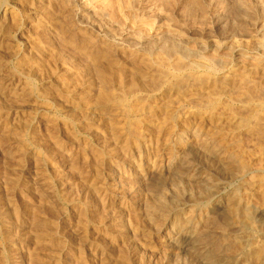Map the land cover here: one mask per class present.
Returning <instances> with one entry per match:
<instances>
[{
    "label": "rangeland",
    "instance_id": "1",
    "mask_svg": "<svg viewBox=\"0 0 264 264\" xmlns=\"http://www.w3.org/2000/svg\"><path fill=\"white\" fill-rule=\"evenodd\" d=\"M245 1L240 3V0H197V2L196 0H128L130 5L128 2L123 4L125 8L120 7L116 19L111 17L110 11L105 10L106 14L103 12L104 0L103 2L102 0H67L68 3L66 0H48L49 3L47 0H0V33H2L0 34V74L2 73L0 94L3 92L0 96V264L246 263L245 256L242 258V255H246L248 250L241 248L231 252L232 249H229L228 252L223 253L221 250L224 242L217 238V242L216 239L209 238L213 241L210 244L213 246L210 252L214 255L212 256L214 258L210 259L211 253L199 246L195 234L194 237L192 235L194 224H199L200 221L209 233L214 231L226 235L219 222L225 219L232 197L238 193L240 197L247 196L241 198V204L249 206L251 215L248 216L255 217L252 225L254 229L250 230L251 236H249L253 238L258 235L259 241H255L256 237L253 238L256 245L261 242L257 246H261L264 240L262 239L264 238V203L262 205L260 202H264V63L261 62L264 55L262 50H259L260 39L264 36V32L261 31H264V0H247L248 4ZM258 6L260 8L257 10ZM249 8L254 15L246 11ZM253 9H256L257 13ZM107 12L111 18L107 16ZM82 14H87V17L83 18ZM250 17H252L251 21ZM144 21L146 22L145 27L143 26L144 31L138 33L139 26ZM148 24L153 25L149 26L151 31L146 27ZM146 32L148 35L144 34ZM69 37L74 38L69 39ZM139 37H143L142 40ZM176 49H179L180 54L173 52ZM160 54L164 56L161 57ZM153 61L158 62L153 63ZM166 62L169 63L168 66ZM141 65L150 67L147 69L146 66ZM166 67L170 68L173 75L176 73L175 76L172 73L170 76L169 73L166 74L167 71L163 70ZM258 68L263 69L260 71ZM146 70L150 71L147 73ZM124 71H127L129 77ZM160 72H163L162 76H159ZM26 74L28 76H25ZM182 77L181 81L179 78ZM9 78L13 80L9 81ZM217 78L220 83L217 82ZM61 80L64 82L62 83ZM159 80L164 81H160V84ZM25 82L29 87H26ZM182 83L188 86H183ZM174 84L181 86L185 91L182 92V89ZM154 85L156 88H153ZM24 86L26 98L29 96L38 98L43 95L44 98L38 100L37 104L26 102L25 97H19L21 87ZM139 87L144 90H140ZM230 89L234 90L236 96L233 95L234 93L231 94L233 91ZM184 92H187L186 95ZM185 99L190 100L184 101ZM115 103L119 106L117 107ZM228 110L230 114L232 110L234 112L239 110L232 114L248 118L250 120L248 126L237 129L228 126L225 122L230 116L227 114ZM21 129L24 131L22 132ZM243 129L249 135L252 133L253 135L248 136ZM13 132L15 133L12 134ZM215 132L218 135H215ZM256 132L258 135H255ZM16 133L21 136L23 134L24 137L18 138ZM12 136L15 137L12 139ZM252 136L255 140L258 138V141H253ZM177 137L179 139H176ZM261 137L263 139H260ZM24 147L27 148L26 150L29 149L25 152L26 158H22ZM207 151L211 159L206 155ZM98 155L102 156V160ZM228 155H232L231 158L235 160L229 159L232 164L241 166L246 163L247 165L241 166L245 172L241 170L236 177L233 171L226 167ZM218 156L223 157L218 158ZM36 174L43 181L38 179ZM206 192L208 194L204 196ZM205 197L207 200L204 201ZM257 197L262 199L256 200ZM246 201L249 204L252 201L251 205ZM195 214L197 215L194 216ZM115 222H119L118 226L121 224V229L114 226ZM243 231L238 230L232 237L228 236L229 244L232 243L230 246L233 242L242 243L239 239L246 236ZM82 234L85 239L82 238ZM234 237H236L235 241ZM246 239L247 237L242 238L243 241ZM230 253L234 255L230 256Z\"/></svg>",
    "mask_w": 264,
    "mask_h": 264
},
{
    "label": "bare ground",
    "instance_id": "2",
    "mask_svg": "<svg viewBox=\"0 0 264 264\" xmlns=\"http://www.w3.org/2000/svg\"><path fill=\"white\" fill-rule=\"evenodd\" d=\"M38 1H39V0H38ZM63 1H64V0H63ZM86 1H87V0H86ZM122 1H123L124 3H123ZM243 1H244V0H243ZM243 1L240 0V3H241V2L243 3ZM246 1H247V0H246ZM246 1H245V2H246ZM262 1H263V0H262ZM47 2H48V0H47ZM66 2H67V0H66ZM68 2H69V1H68ZM68 2H67V3H68ZM70 2H72V1H70ZM100 2H101V1H100ZM102 2H103V0H102ZM127 2H128V0H104V3H103V9H104V10H103V12H105V10L110 11V13H111V17L117 19L118 16H119V11H118V10H120V7L122 8V7L125 5V3H127ZM131 2H132V1H131ZM150 2H151V1H150ZM152 2H153V1H152ZM196 2H197V0H196ZM263 2H264V1H263ZM41 3H42V2H41ZM41 3H40V4H41ZM44 3H46V2H44ZM48 3H49V2H48ZM67 3L64 2L65 5H66ZM72 3H73V2H72ZM35 4H36V3H35ZM64 4H63V5H64ZM89 4H90V3H89ZM123 4H124V5H123ZM128 4L130 5L129 2H128ZM133 4H134V3H133ZM151 4H152V3H151ZM151 4H150V5H151ZM191 4H192V3H191ZM246 4H248V3L246 2ZM246 4H245V5H246ZM250 4H251V3H250ZM256 4H257V3H256ZM256 4H255V5H256ZM258 4H260V3H258ZM37 5H38V4H37ZM71 5H73V4H71ZM136 5H137V4H136ZM153 5H154V3H153ZM153 5H151V6L153 7ZM243 5H244V4H243ZM66 6H67V5H66ZM68 6H69V5H68ZM84 6H85V5H84ZM91 6H92V5H91ZM127 6H128V5H126V7H127ZM133 6H134V5H133ZM133 6H132V7H133ZM186 6H187V5H186ZM250 6H251V5H250ZM43 7H44V6H43ZM45 7H47V6H45ZM49 7H50V5H49ZM76 7H77V6H76ZM80 7H81V6H80ZM85 7H86V6H85ZM98 7H99V5H98ZM152 7H151V8H152ZM245 7H246V6H245ZM245 7H244V8H245ZM39 8L41 9V7H39ZM95 8H96V6H95ZM100 8H101V7H100ZM124 8H125V6H124ZM148 8H149V7H148ZM155 8H156V7H155ZM187 8H188V7H187ZM250 8H251V7H250ZM250 8H249V9H250ZM252 8H253V6H252ZM252 8H251V9H252ZM254 8H255V7H254ZM259 8H260V7L258 6L257 10H258ZM262 8H263V7H262ZM47 9H48V8H47ZM47 9H45V10H47ZM50 9H51V8H50ZM50 9H49V10H50ZM83 9H84V8H83ZM88 9H89V7H88ZM97 9H98V8H97ZM97 9H96V10H97ZM249 9L246 10V11H249L250 14H251V9H250V10H249ZM41 10H42V9H41ZM52 10H53V9H52ZM55 10H56V9H55ZM55 10H54V13H55ZM63 10H64V9H63ZM123 10H124V9H123ZM126 10H127V9H126ZM130 10H131V9H130ZM185 10H186V9H185ZM253 10H254V9H253ZM255 10H256V9H255ZM255 10H254V11H255ZM261 10H262V9H261ZM50 11H51V10H50ZM72 11H74V10H72ZM190 11H191V10H190ZM192 11H193V10H192ZM42 12H43V11H42ZM59 12H60V11H59ZM79 12H80V11H79ZM129 12H130V11H129ZM204 12H205V11H204ZM60 13H61V12H60ZM71 13H72V12H71ZM75 13H76V12H75ZM75 13H74V14H75ZM93 13H94V11H93ZM121 13H122V12H121ZM125 13H126V12H125ZM154 13H155V12H154ZM154 13H153V14H154ZM255 13H257V11H255ZM263 13H264V12H263ZM39 14H40V13H39ZM51 14H52V13H51ZM105 14H106V12H105ZM123 14H124V11H123ZM248 14H249V13H248ZM252 14L254 15L253 12H252ZM252 14H251V15H252ZM258 14H259V13H258ZM48 15H49V14H48ZM53 15H54V14H53ZM56 15H57V13H56ZM80 15H81V13H80ZM82 15H84L83 18H84V17H87V14H82ZM124 15H125V14H124ZM126 15L129 16L128 14H126ZM130 15H131V14H130ZM134 15H135V14H134ZM134 15H133V16H134ZM150 15H151V14H150ZM242 15H243V14H242ZM263 15H264V14H263ZM57 16H58V19H59V15H57ZM63 16H64V15H63ZM74 16H75V15H74ZM77 16H78V15H77ZM95 16H96V15H95ZM95 16H94V17H95ZM107 16H108V12H107ZM248 16H249V15H248ZM261 16H262V15H261ZM261 16H259V19H261V18H260ZM47 17H48V16H47ZM55 17H56V16H55ZM108 17H110V16H108ZM111 17H110V18H111ZM122 17H123V16H122ZM148 17H149V16H148ZM237 17H239V16H237ZM241 17H242V16H241ZM255 17H256V16H255ZM263 17H264V16H263ZM51 18H52V17H51ZM98 18H99V17H98ZM100 18H101V17H100ZM125 18H126V17H125ZM128 18H130V17H128ZM128 18H127V19H128ZM131 18H132V15H131ZM131 18H130V19H131ZM134 18L138 19V17H135V16H134ZM134 18H133V19H134ZM222 18H223V17H222ZM251 18H252V17H250V21H251ZM68 19H69V18H68ZM88 19H89V18H88ZM92 19H93V18H92ZM106 19L108 20V18H106ZM127 19H126V20H127ZM142 19H144V18H142ZM148 19H149V18H148ZM153 19H154V18H153ZM244 19H245V18H244ZM253 19L255 20L254 17H253ZM262 19H263V18H262ZM60 20H61V19H60ZM62 20H63V19H62ZM114 20H115V19H113V21H114ZM120 20H122L121 16H120ZM123 20H124V19H123ZM134 20H135V19H134ZM144 20H146V19H144ZM55 21H56V20H55ZM64 21H65V20H64ZM115 21H116V20H115ZM124 21H125V20H124ZM149 21H150V20H149ZM152 21H153V20H152ZM152 21H151V22H152ZM256 21H257V20H256ZM51 22H52V20H51ZM57 22H58V21H57ZM100 22H101V21H100ZM119 22H120V21H119ZM132 22H133V21H132ZM147 22H148V21H147ZM151 22H150V23H151ZM168 22H169V21H168ZM261 22H262V21H261ZM59 23H60V22H59ZM124 23H125V22H124ZM124 23H123V25H124ZM134 23H135V22H134ZM226 23H227V22H226ZM263 23H264V21H263ZM263 23H262V24H263ZM57 24H58V23H57ZM64 24H65V23H64ZM140 24H141V23H140ZM233 24H234V23H233ZM237 24H239V23L237 22ZM61 25H62V24H61ZM137 25H138V24H137ZM145 25H146V22L144 21V22L141 24L142 27L139 26L140 29H139V32H138V33H140L142 30L144 31L143 26L145 27ZM62 26H64V25H62ZM95 26H96V25H95ZM149 26H150V25L148 24L146 27L150 29V27H152L153 25L150 26V27H149ZM235 26H236V25H235ZM139 27H137V29H138ZM231 27H232V26H231ZM241 27H242V24H241ZM3 28H4V27H3ZM65 28H66V26H65ZM68 28L70 29V27H68ZM147 28H146V30H147ZM154 28H155V27H154ZM236 28H237V27H236ZM244 28H245V26H244ZM7 29H8V27H7ZM35 29H36V28H35ZM38 29H39V28H38ZM38 29H37V30H38ZM42 29H43V28H42ZM61 29H62V27H61ZM71 29H72V28H71ZM98 29H99V28H98ZM137 29H136V30H137ZM239 29H242V28H239ZM248 29H249V27H248ZM248 29H247V30H248ZM8 30H9V29H8ZM8 30H7V31H8ZM44 30H46V29H44ZM44 30H43V31H44ZM131 30H132V29H131ZM146 30H145V31H146ZM258 30H259V29H258ZM34 31H35V30H34ZM46 31H47V30H46ZM61 31H62V30H61ZM73 31H74V30H73ZM149 31H151V29H150ZM158 31H159V30H158ZM233 31H234V32L236 31L235 28H234ZM238 31H239V30H238ZM238 31H237V32H238ZM242 31H243V30H242ZM242 31H240V32H242ZM261 31H262V33L264 32L263 30H261ZM261 31H260V32H261ZM4 32H5V31H4ZM38 32H39V30H38ZM40 32H41V31H40ZM246 32H247V31H246ZM47 33H48V32H47ZM61 33H62V32H61ZM72 33H74V32H72ZM72 33H70V34H72ZM134 33H135V32H134ZM182 33H183V32H181V35H182ZM0 34H2V33H0ZM40 34H41V33H40ZM49 34H50V31H49ZM74 34H76V33H74ZM74 34H73V35H74ZM129 34H130V33H129ZM141 34H142V33H141ZM144 34H147V32L144 33ZM240 34H243V33H240ZM41 35H43V34H41ZM139 35H140V34H139ZM142 35H143V34H142ZM147 35H148V34H147ZM129 36H130V35H129ZM156 36H157V35H156ZM51 37H52V36H51ZM51 37H49V38L51 39ZM144 37H145V36H144ZM2 38H3V37H2ZM65 38H66V37H65ZM70 38H74V37H69V39H70ZM131 38H132V37H131ZM133 38H134V37H133ZM135 38H136V37H135ZM142 38H143V37H142ZM142 38L139 37V39H141V40H142ZM243 38H244V37H243ZM0 39H1V38H0ZM158 39H159V38H158ZM236 39H237V38H236ZM71 40H72V39H71ZM71 40H70V41H71ZM88 40H89V38H88ZM141 40H140V41H141ZM147 40H148V38H147ZM159 40H160V39H159ZM233 40H234V39H233ZM0 41H1V40H0ZM3 41H4V40H3ZM51 41H52V40H51ZM89 41H90V40H89ZM145 41H146V39H145ZM161 41H162V40H161ZM167 41H168V40H167ZM49 42H50V41H49ZM64 42H65V41H64ZM141 42H142V41H141ZM72 43H73V42H72ZM76 43H77V42H76ZM92 43H93V42H92ZM65 44H66V43H65ZM69 44H70V43H69ZM77 44H78V43H77ZM144 44H145V43H144ZM150 44H151V42H150ZM158 44H159V43H158ZM241 44H242V43H241ZM90 45L92 46L93 44H90ZM156 45H157V44H156ZM1 46H2V45H1ZM80 46H81V45H80ZM88 46H89V43H88ZM146 46H147V45H146ZM150 46H151V45H150ZM11 47H12V46H11ZM14 47H15V46H14ZM70 47H71V45H70ZM76 47H77V46H76ZM82 47H83V46H82ZM86 47H87V45H86ZM71 48H72V47H71ZM79 48H80V47H79ZM114 48H115V47H114ZM169 48H170V47H169ZM228 48H229V47H228ZM74 49H75V48H74ZM94 49H95V47L93 48V50H94ZM146 49H147V48H146ZM149 49H151V48H149ZM155 49H156V48H155ZM161 49H163V47H162ZM174 49H175V48H174ZM180 49H181V48H180ZM260 49L262 50L263 55H264V36H262V38L260 39V42H259V50H260ZM14 50H15V48H14ZM56 50H57V49H56ZM76 50H77V48H76ZM102 50H103V49H102ZM159 50H160V49H159ZM159 50H158V51H159ZM171 50H172V49H171ZM171 50H170V51H171ZM185 50H186V49H185ZM0 51H1V49H0ZM10 51H11V50H10ZM12 51H13V50H12ZM15 51H16V50H15ZM36 51H37V50H36ZM58 51H59V50H58ZM103 51H105V50H103ZM110 51H111V50H109V52H110ZM151 51H152V49H151ZM16 52H17V51H16ZM16 52H15V54H14L15 56L17 55ZM49 52H50V51H49ZM76 52H77V51H76ZM94 52H95V51H94ZM145 52H146V51H145ZM168 52H169V50H168ZM173 52H177V53H179V49H178V50L176 49V50L173 51ZM258 52H259V51H258ZM10 53H11V52H10ZM10 53H9V54H10ZM88 53H89V51H88ZM99 53H100V52H99ZM99 53H98V54H99ZM110 53H113V52H110ZM135 53H136V52H135ZM170 53H171V52H170ZM181 53H182V52H181ZM183 53L185 54V52H183ZM189 53H190V52H189ZM25 54H26V53H25ZM100 54H101V53H100ZM108 54H109V53H108ZM108 54H107V55H108ZM156 54H157V53H154V55H156ZM166 54H167V53H166ZM173 54L175 55V53H173ZM179 54H180V53H179ZM73 55H74V54H73ZM89 55H90V54H89ZM101 55H102V54H101ZM160 55H161V54H160ZM160 55H158V58H160V57H159ZM162 55H163V54H162ZM162 55H161V57H162ZM167 55H168V54H167ZM169 55H170V54H169ZM171 55H172V54H171ZM174 55H173V56H174ZM176 55H177V54H176ZM176 55H175V56H176ZM188 55H190V54H188ZM9 56H11V55H9ZM95 56H96V55H95ZM104 56H105V54H104ZM149 56H151V54H150ZM163 56H164V55H163ZM173 56H172V57H173ZM185 56H186V55H185ZM225 56H226V55H225ZM246 56H247V55H246ZM12 57H13V55H12ZM98 57H99V56L97 55V59H98ZM111 57H112V56H111ZM114 57H115V56H114ZM153 57H154V56H153ZM169 57H170V56H169ZM178 57H179V56H178ZM192 57H193V56H192ZM214 57H215V55H214ZM214 57H212V58H214ZM3 58H4V57H3ZM5 58H6V55H5ZM64 58H65V57H64ZM64 58H63V59H64ZM66 58H67V57H66ZM76 58H77V57H76ZM129 58H130V57H129ZM129 58H127V59H129ZM149 58H150V57H149ZM256 58H257V57H256ZM111 59H112V58H111ZM131 59H132V58H131ZM153 59H155V57H154ZM164 59H165V57H164ZM169 59H170V58H169ZM173 59H174V58H173ZM210 59H211V58H210ZM210 59H209L208 61H210ZM0 60H1V57H0ZM5 60H6V59H5ZM95 60H96V59H95ZM106 60H107V59H105V61H106ZM108 60H109V59H108ZM113 60H115V59H113ZM137 60H138V59H137ZM140 60H141V59H140ZM143 60H144V58H142V61H143ZM151 60H152V56H151ZM214 60H215V58H214ZM262 60H263V61H262ZM262 60H261V62L264 63V58H263V57H262ZM3 61H4V60H3ZM9 61H10V60H9ZM17 61H18V60H17ZM68 61H69V60H68ZM102 61H104V60L102 59ZM109 61H110V60H109ZM128 61H129V60H128ZM158 61H159V60H158ZM158 61H157V62H158ZM189 61H190V60H189ZM218 61H219V60H218ZM21 62H22V61H21ZM71 62H72V61H71ZM111 62H112V60H111ZM111 62H110V64H111ZM132 62H133V61H132ZM135 62H136V60H135ZM149 62H150V61H149ZM154 62H156V61H153V63H154ZM157 62H156V63H157ZM159 62H160V61H159ZM167 62H168V61H167ZM167 62H166V63H167ZM169 62H170V61H169ZM216 62H217V61H216ZM19 63H20V62H19ZM19 63H18V64H19ZM64 63H65V62H64ZM98 63H100V60H99ZM108 63H109V62H108ZM112 63H113V62H112ZM114 63H115V61H114ZM125 63H126V62H125ZM129 63H131V62L129 61ZM129 63H127V64H129ZM138 63H139V62H138ZM142 63H143V62H142ZM162 63L164 64V62H162ZM178 63H179V62H178ZM195 63H196V62H195ZM204 63H205V61H204ZM210 63H211V62H210ZM213 63H214V62H213ZM226 63H227V62H226ZM2 64H3V63H2ZM18 64H17V66H18ZM24 64H25V63H24ZM90 64H91V63H90ZM110 64H108V65H110ZM144 64H145V63H144ZM159 64H160V63H159ZM159 64H157V65H159ZM168 64H169V63H167V66H168ZM174 64H175V63H174ZM200 64H201V63H200ZM260 64H261V63H260ZM21 65H22V64L20 63V66H21ZM105 65H106V64H105ZM116 65L118 66L119 63L116 64ZM120 65H121V64H120ZM148 65H149V64H148ZM153 65H154V64H153ZM165 65H166V64H165ZM165 65H164V66H165ZM198 65H199V64H198ZM202 65H203V64H202ZM65 66H66V64H65ZM76 66H77V65H76ZM98 66H99V65H98ZM98 66H97V68H98ZM131 66H134V65L131 64ZM141 66L144 67V66H146V65H141ZM151 66H152V63H151ZM169 66H170V65H169ZM173 66H174V65L172 64V67H173ZM195 66H196V65H195ZM212 66H213V65H212ZM215 66H217V65H215ZM219 66H220V64H219ZM2 67H3V66H2ZM5 67H7V66H5ZM71 67H72V66H71ZM139 67H140V66H139ZM146 67H147V66H146ZM149 67H150V66H149ZM149 67H147V69H149ZM153 67H155V66H153ZM153 67H152V68H153ZM157 67H158V66H157ZM159 67H160V65H159ZM159 67H158V68H159ZM172 67H171V69H172ZM176 67H178V66L176 65ZM180 67H181V66H180ZM182 67L184 68V66H182ZM185 67H186V66H185ZM187 67H188V66H187ZM213 67H214V66H213ZM256 67H257V66H256ZM0 68H1V67H0ZM18 68H19V67H18ZM99 68H101V66H99ZM99 68H98V69H99ZM114 68H115V67H114ZM158 68H157V69H158ZM190 68H191V67H190ZM214 68L218 69V67H214ZM5 69H6V68H5ZM7 69H8V68H7ZM22 69H23V68H22ZM103 69H104V68H103ZM105 69H106V68H105ZM117 69H118V68H116V70H117ZM120 69H121V68H120ZM136 69H137V68H136ZM142 69H143V68H142ZM142 69H141V70H142ZM175 69H176V68H175ZM177 69H181V68H177ZM248 69H249V68H248ZM248 69H247V70H248ZM262 69H263V68H262ZM262 69H261V70H262ZM47 70H48V69H47ZM123 70H124V69H123ZM137 70H138V69H137ZM153 70H155V69L153 68ZM153 70H151V71H153ZM163 70H165L164 72L167 71L166 74L169 73V76H170V73H172V71L170 70L169 67H166V68L163 69ZM173 70H174V69H173ZM199 70H201V69H199ZM258 70H260V69L258 68ZM261 70H260V71H261ZM108 71H110V70H108ZM120 71H121V70H120ZM138 71H139V70H138ZM143 71H144V70H143ZM149 71H150V70H148V71L146 70L145 72L148 73ZM160 71H161V70H160ZM179 71H180V70H179ZM191 71H192V70H191ZM215 71H216V70H215ZM253 71H254V70H253ZM253 71H251V72H253ZM100 72H102V71H100ZM113 72H114V70H113ZM118 72H119V71H118ZM118 72H117V73H118ZM124 72H125V71H124ZM126 72H127V71H126ZM126 72H125V74H126ZM134 72H135V71H134ZM134 72H133V73H134ZM140 72H141V71H140ZM154 72H156V71H154ZM177 72H178V71H177ZM9 73H10V72H9ZM69 73H70V72H69ZM107 73H108V72H107ZM121 73H122V72H121ZM137 73H138V72H137ZM160 73H161V75H159V76H162V75H163V74H162L163 72H160ZM179 73H180V72H179ZM185 73H186V72H185ZM187 73H188V72H187ZM191 73H192V72H191ZM1 74H2V73H1ZM1 74H0V75H1ZM28 74H29V72H28ZM83 74H84V73H83ZM103 74H105V73H103ZM114 74H115V73H113V75H114ZM118 74H119V73H118ZM123 74H124V73H123ZM123 74H122V75H123ZM155 74H156V73H155ZM158 74H159V72H158ZM166 74H165V75H166ZM175 74H176V73H175ZM175 74L173 75V73H172L173 76H175ZM181 74H182V73H181ZM194 74H195V73H194ZM194 74H193V76H194ZM246 74H247V73H246ZM249 74H250V73H249ZM100 75H101V74H100ZM126 75H127V74H126ZM134 75H135V74H134ZM136 75H137V74H136ZM136 75H135V76H136ZM140 75H142V74H140ZM145 75H146V77H147V74H146V73H145ZM148 75H149V74H148ZM151 75H152V73H151ZM153 75H154V74H153ZM156 75H157V74H156ZM156 75H155V77H156ZM182 75H183V74H182ZM186 75H188V74H186ZM1 76H2V75H1ZM12 76H13V75H12ZM25 76H28V75L26 74ZM29 76H30V75H29ZM52 76H53V75H52ZM52 76H51V78H52ZM119 76L121 77V74H120ZM119 76H118V79H119ZM124 76H125V75H124ZM127 76H128V75H127ZM137 76H138V75H137ZM183 76H184V75H183ZM241 76H242V75H241ZM31 77H32V76H31ZM31 77H30V78H31ZM112 77H113V76H112ZM112 77H111V78H112ZM125 77H126V76H125ZM128 77H129V76H128ZM131 77H132V76H131ZM149 77H150V76H149ZM149 77H148V78H149ZM151 77H152V76H151ZM157 77H158V75H157ZM164 77H165V76H164ZM207 77H208V76H207ZM2 78H3V77H2ZM27 78H28V77H27ZM38 78H39V77H38ZM111 78H110V79H111ZM122 78H124V77L122 76ZM141 78H142V76H141ZM159 78H160V77H159ZM162 78H163V77H162ZM185 78H186V77H185ZM187 78H188V77H187ZM4 79H5V78H4ZM10 79H11V78H9V81H10ZM80 79H81V78H80ZM106 79H107V77H106ZM108 79H109V78H108ZM114 79H115V78H114ZM118 79H116V81H117ZM126 79H127V78H126ZM133 79H134V78H133ZM166 79H167V77H166ZM166 79H165V80H166ZM174 79H175V77H174ZM174 79H173V80H174ZM179 79H181V81H182L183 77H182V78H179ZM206 79H207V78H206ZM214 79H215V78H214ZM251 79H252V78H251ZM11 80H13V79H11ZM33 80H34V79H33ZM84 80H85V79H84ZM98 80H100V79H98ZM127 80H128V79H127ZM142 80H143V79H142ZM156 80H157V78H156ZM156 80H154V81H156ZM161 80H162V79H161ZM161 80H159V82H160ZM188 80H189V79H188ZM204 80H205V79H204ZM6 81H7V80H6ZM28 81H29V80H27V83H28ZM41 81H42V80H41ZM56 81H58V79H56ZM86 81H87V79H86ZM106 81H107V80H106ZM111 81H112V80H111ZM111 81H110V82H111ZM154 81H153V82H154ZM163 81H164V80H163ZM163 81H161V82H163ZM186 81H187V80H186ZM190 81L192 82V80H190ZM193 81H194V80H193ZM198 81H200V80H198ZM212 81H213V80H212ZM218 81H219V79L217 78V82H218ZM255 81H256V80H255ZM61 82H62V80H61ZM63 82H64V81H63ZM63 82H62V83H63ZM67 82H68V81H67ZM87 82H88V81H87ZM110 82H109V83H110ZM114 82H115V81H114ZM122 82H123V80H122ZM125 82L127 83V81H125ZM125 82H124V83H125ZM132 82H133V81H132ZM151 82H152V81H151ZM161 82H160V84H161ZM167 82H168V81H167ZM178 82L180 83V81H178ZM183 82H184V81H183ZM191 82H190L189 85H191ZM220 82H221V81H219V83H220ZM248 82H249V81H248ZM248 82H246V83H248ZM250 82H251V81H250ZM14 83H15V82H14ZM25 83H26V82H25ZM25 83H24V84H25ZM27 83H26V87H29V86H27ZM46 83H47V82H46ZM53 83H54V82H53ZM59 83H60V82H59ZM105 83H106V82H105ZM111 83H112V82H111ZM118 83H119V82H118ZM207 83H208V82H207ZM212 83H213V82H212ZM222 83H223V82H222ZM227 83H228V82H227ZM227 83H226V84H227ZM31 84H32V83H31ZM56 84H57V82H56ZM56 84H55V85H56ZM107 84H108V83H107ZM121 84H122V83H121ZM130 84H131V82H130ZM136 84H137V82H136ZM175 84H176V83H175ZM175 84H174V85H175ZM187 84H188V82H187ZM187 84H186V83H185V84L182 83L183 86H184V85H187ZM193 84H194V83H193ZM204 84H205V83H204ZM217 84H218V83H217ZM217 84H216V85H217ZM228 84H231V82L228 83ZM228 84H227V85H228ZM239 84H240V83H239ZM239 84H238V85H239ZM18 85H19V84H18ZM28 85H29V84H28ZM58 85H59V84H58ZM60 85H61V84H60ZM101 85H102V84H101ZM109 85H111V84H109ZM125 85H127V84H125ZM144 85H145V84H144ZM150 85H151V84H150ZM150 85H148V86H150ZM158 85H159V84H158ZM179 85H180V84H179ZM208 85H209V84H208ZM210 85L212 86V84H210ZM221 85H223V84H221ZM231 85H233V84H231ZM241 85H242V84H241ZM244 85H245V83H244ZM253 85L255 86L254 83H253ZM51 86H52V85H51ZM56 86H57V85H56ZM69 86H70V85H69ZM132 86H133V85H132ZM154 86H155V85H154ZM154 86H153V88H156V86H155V87H154ZM171 86H172V85H171ZM175 86H176V85H175ZM187 86H188V85H187ZM218 86H220V85L218 84ZM218 86H216V87L218 88ZM234 86H235V85H234ZM234 86H233V87H234ZM242 86H243V85H242ZM249 86L251 87V85H249ZM9 87H10V86H9ZM48 87H50V86H48ZM58 87L60 88V86H58ZM65 87H66V86H65ZM100 87H101V86H100ZM136 87H138V85H137ZM144 87H145V86H144ZM150 87H151V86H150ZM157 87H158V86H157ZM176 87H177V88L180 87V88L182 89L181 86H176ZM229 87H230V86H229ZM237 87H238V86H237ZM247 87H248V86H247ZM1 88H2V87H1ZM3 88H4V87H3ZM21 88H22V89H21V92L19 93V97H20V98H23V97L26 96V91H25L26 89H25V86H24V87H21ZM61 88H62V87H61ZM147 88H149V87H147ZM151 88H152V87H151ZM151 88H150L149 91L152 90ZM177 88H176V89H177ZM184 88H185V87H184ZM190 88H191V87H190ZM190 88H189V90H190ZM209 88H210V87H209ZM209 88H208V89H209ZM214 88H215V87H214ZM223 88L225 89V87H223ZM242 88H243V87H242ZM32 89H33V88H32ZM101 89H102V88H101ZM101 89H100V91H101ZM104 89H106V88H104ZM104 89H103V90H104ZM111 89H112V88H111ZM136 89H137V88H136ZM139 89H140V87H139ZM141 89H143V88H141ZM141 89H140V90H141ZM176 89H174V90H175V93H176ZM186 89H187V88H186ZM219 89H220V87H219ZM227 89H228V87H227ZM233 89H234V88H233ZM233 89H232V90L230 89V91H233V92H231V94L234 93V90H235V89H234V90H233ZM246 89H247V88H246ZM1 90H2V89H1ZM3 90H4V89H3ZM106 90H107V89H106ZM106 90H105V91H106ZM117 90H118V89H117ZM126 90H127V89H126ZM143 90H144V89H143ZM147 90H148V89H147ZM167 90H168V88H167ZM183 90H184V89H182L181 91L183 92ZM203 90H204V89H203ZM216 90H217V89H216ZM239 90H240V89H239ZM242 90H243V89H242ZM247 90H249V88H248ZM27 91H28V89H27ZM29 91H31V90H29ZM29 91H28V92H29ZM47 91H48V90H47ZM70 91H71V90H70ZM184 91H185V90H184ZM209 91H210V90H209ZM217 91H218V90H217ZM240 91H241V90H240ZM240 91H239V93H240ZM252 91H253V90H252ZM51 92H53V91H51ZM55 92H56V91H55ZM62 92H63V91H62ZM103 92H104V91H103ZM106 92H107V91H106ZM108 92H109V91H108ZM225 92H226V91H225ZM236 92H237V91H236ZM2 93H3V92H2ZM2 93H1V94H2ZM4 93H5V92H4ZM29 93H32V92H29ZM40 93H41V92H40ZM43 93L45 94V91H43ZM53 93H54V92H53ZM112 93H113V92H112ZM159 93H160V92H159ZM168 93H169V92H168ZM170 93H171V91H170ZM175 93H174V94H175ZM180 93H181V92H180ZM186 93H187V92H186ZM186 93L184 92L185 95H186ZM212 93H213V91H212ZM219 93H220V91H219ZM222 93H223V92H222ZM226 93H227V92H226ZM245 93H246V92H245ZM1 94H0V96H1ZM38 94H39V93H37V95H38ZM65 94H66V93H65ZM98 94L101 95L100 93H98ZM109 94H110V93H109ZM136 94H137V93H136ZM136 94H135V95H136ZM165 94H166V93H165ZM172 94H173V92H172ZM177 94H178V93H177ZM177 94H176V95H177ZM184 94H183V95H184ZM208 94H210V93H208ZM216 94H217V93H216ZM229 94H230V93H229ZM30 95H31V94H30ZM41 95H42V94H41ZM46 95H47V94H46ZM46 95H45V97L48 98V96H46ZM102 95H103V94H102ZM181 95H182V93H181ZM226 95H227V94H226ZM233 95L236 96V93H234ZM21 96H22V97H21ZM43 96H44V95H43ZM43 96H38V98L35 97V96H34L35 98L32 97V96H29V97H27V98L25 97L24 100H25L26 102L29 101V103H31V102H36V104H37V101H38V100L40 101L41 98H44ZM56 96H57V95H56ZM64 96H65V95H64ZM178 96H179V94H178ZM198 96H199V95H198ZM206 96H208V95H206ZM221 96H222V95H221ZM228 96H229V95H228ZM14 97H15V96H14ZM14 97H12V98H14ZM16 97H17V96H16ZM97 97H98V95H97ZM105 97H106V96L104 95V98H105ZM107 97H108V96H107ZM168 97H169V96H168ZM170 97H171V96H170ZM183 97H184V96H182V98H183ZM223 97H224V96H223ZM239 97H240V96H239ZM241 97H242V96H241ZM241 97H240V98H241ZM248 97H249V96H248ZM66 98H67V97H66ZM114 98H115V97H113V99H114ZM180 98H181V97H180ZM189 98H190V97H189ZM230 98H231V96H230ZM4 99H5V98H4ZM45 99H46V98H45ZM115 99H116V98H115ZM144 99H145V98H144ZM150 99H151V98H150ZM191 99H192V97H191ZM208 99H210L209 96H208ZM213 99H215V98H213ZM219 99H221V98H219ZM225 99H226V98H225ZM17 100H18V99H17ZM21 100H23V99H21ZM104 100H105V99H104ZM137 100H138V99H137ZM187 100H188V99H187ZM187 100L185 99L184 101H187ZM189 100H190V99H189ZM189 100H188V101H189ZM245 100H246V99H245ZM49 101H50V100H49ZM102 101H103V100H102ZM110 101H112V99H111ZM120 101H121V100H120ZM205 101H206V100H205ZM208 101H209V100H208ZM212 101H214V100H212ZM228 101H229V100H228ZM256 101H257V100H256ZM256 101H254V102H256ZM2 102H3V101H2ZM144 102H145V101H144ZM195 102H196V101H195ZM198 102H199V101H198ZM202 102H203V100H202ZM216 102H217V101H216ZM222 102H224V101H222ZM247 102H248V101H247ZM251 102H252V101H251ZM251 102H250V103H251ZM15 103H16V102H15ZM47 103H48V102H47ZM106 103H108V102H106ZM139 103H140V102H139ZM170 103H172V102H170ZM170 103H169V104H170ZM189 103H190V102H189ZM191 103H192V102H191ZM199 103H201V102H199ZM204 103H205V102H204ZM220 103H221V102H220ZM228 103H229V102H228ZM233 103H234V102H233ZM235 103H236V102H235ZM258 103H259V102H258ZM24 104H25V103H24ZM115 104H116V103H115ZM117 104H118V103H117ZM117 104H116V105H117ZM119 104L122 106L121 103H119ZM149 104H150V103H149ZM192 104H193V103H192ZM197 104H198V103H197ZM212 104H213V102H212ZM218 104H219V103H218ZM226 104H227V101H226ZM195 105H196V104H195ZM200 105H201V104H200ZM204 105H206V103H205ZM207 105H208V102H207ZM222 105H223V104H222ZM224 105H225V104H224ZM233 105H234V104H233ZM43 106H44V105H43ZM106 106H107V105H106ZM112 106H114V104H113ZM118 106H119V105H117V107H118ZM124 106H125V105H124ZM214 106H215V103H214ZM214 106H213V107H214ZM228 106H229V104H228ZM238 106H239V105H238ZM14 107H15V105H14ZM143 107H144V106H143ZM168 107H170V106H168ZM202 107H203V106H202ZM219 107H220V105H219ZM219 107L217 106L218 109H219ZM223 107H224V106H223ZM194 108H195V107H194ZM217 108H216V109H217ZM225 108H226V107H225ZM225 108H224V109H225ZM233 108H234V107H233ZM246 108H247V107H246ZM252 108H253V106H252ZM199 109H200V107H199ZM202 109H203V108H202ZM204 109H205V108H204ZM218 109H217V110H218ZM221 109H222V108L220 107L219 110H221ZM231 109H232V107H231ZM130 110H132V109H130ZM130 110H129V111H130ZM211 110H212V109H211ZM217 110H216V112H217ZM226 110H227V109H226ZM250 110H251V109H250ZM238 111H239V110H237V111L235 110V112H238ZM247 111H249V110H247ZM251 111H254V110H251ZM255 111H256V110H255ZM201 112H202V111H201ZM219 112H220V111H218V113H219ZM232 112H234V111L232 110ZM232 112H231V114H230L229 110H228V113L225 112V113H227V114L230 115V116H228V117L225 119V122L228 124V126H231V127L234 128V129H237V128H240V127H246V126H248V120H249L248 118H243L242 116L240 117L238 114H232ZM235 112H234V113H235ZM240 112H241V110H240ZM249 112H250V111H249ZM130 113H131V112H130ZM135 113H136V111H135ZM218 113H217V114H218ZM242 113H243V112H242ZM260 113H261V112H260ZM21 114H22V113H21ZM201 114H202V113H201ZM210 114H211V113H210ZM221 114H222V113H221ZM221 114H220V115H221ZM223 114H224V113H223ZM239 114L242 115L241 113H239ZM256 115H258V114H256ZM8 116H9V115H8ZM68 116H69V115H68ZM200 116H201V115H200ZM212 116H213V115H212ZM214 116H215V115H214ZM216 116H218V115H216ZM222 116H223V115H222ZM245 116H246V115H245ZM248 116H249V115H248ZM21 117H22V116H21ZM23 117H24V116H23ZM206 117H207V116H206ZM206 117H205V118H206ZM210 117H211V116H210ZM219 117H220V116H219ZM246 117H247V116H246ZM198 118L201 119V117H198ZM214 118H215V117H214ZM223 118H225V116H224ZM8 119H9V118H8ZM210 119H212V118H210ZM215 119H217V118H215ZM215 119H214V120H215ZM251 119H252V118H251ZM137 120H138V119H137ZM208 120H209V119H207V121H208ZM212 120H213V119H212ZM221 120H222V119H221ZM223 120H224V119H223ZM255 120H256V119H255ZM260 120H262V119L260 118ZM6 121H7V120H6ZM157 121H158V120H157ZM174 121H175V120H174ZM216 121H218V120H216ZM249 121H250V120H249ZM256 121L258 122V120H256ZM2 122H5V121H2ZM123 122H124V121H123ZM126 122H127V121H126ZM162 122H163V121H162ZM170 122H172V121H170ZM259 122H261V121H259ZM10 123H11V122H10ZM69 123H70V122H69ZM254 123H256V122H254ZM254 123H253V124H254ZM8 124H9V123H8ZM23 124H24V123H23ZM131 124H133V123H131ZM218 124H219V122H218ZM249 124H250V122H249ZM253 124H252V125H253ZM215 125H216V124H215ZM225 125H226V124H225ZM252 125H250V126H252ZM254 125H257V124H254ZM9 126H10V125H9ZM129 126H130V125H129ZM133 126H134V125H133ZM138 126H139V125H138ZM165 126H166V125H165ZM220 126H221V124H220ZM257 126H259V125H257ZM5 127H6V125H5ZM22 127H23V126H22ZM24 127H26V126H24ZM113 127H114V126H113ZM167 127H168V126H167ZM224 127H225V126H224ZM2 128H4V127H2ZM6 128H8V127H6ZM16 128H18V126H17ZM26 128H27V127H26ZM117 128H118V127H117ZM222 128H223V127H222ZM251 128H252V127H251ZM258 128H259V127H258ZM8 129H9V128H8ZM8 129H7V131H9ZM139 129H140V128H139ZM223 129H224V128H223ZM223 129H222V130H223ZM245 129H246V128H245ZM245 129H243V130L246 132ZM248 129H249V128H248ZM4 130H5V129H4ZM14 130H15V129H13V131H14ZM16 130H17V129H16ZM26 130H27V129H26ZM170 130H171V129H170ZM170 130H169V131H170ZM261 130H262V129H261ZM261 130H260V131H261ZM18 131H19V130H18ZM21 131H22V129H21ZM23 131H24V130H23ZM23 131H22V132H23ZM161 131H162V130H161ZM172 131H173V130H172ZM198 131H199V130H198ZM230 131H231V130H230ZM2 132H3V131H2ZM4 132H5V131H4ZM11 132H12V131H11ZM194 132H195V131H194ZM196 132H197V131H196ZM245 132H244L243 134H245ZM254 132H255V131H254ZM6 133H7V132H6ZM6 133H5V134H6ZM14 133H15V132H13L12 134H14ZM172 133H173V132H172ZM172 133H171V134H172ZM201 133H202V132H201ZM216 133H217V132H215V135H218V133H217V134H216ZM246 133H247V132H246ZM256 133H257V132H256ZM259 133H260V132H259ZM262 133H263V132H262ZM262 133H261V134H262ZM27 134H28V133H27ZM90 134H91V133H90ZM90 134H89V135H90ZM134 134H135V133H134ZM167 134H168V133H167ZM169 134H170V133H169ZM197 134H198V133H197ZM243 134H242V135H243ZM254 134H255V133H254ZM9 135H10V134H9ZM24 135H25V133H24ZM130 135H131V134H130ZM132 135H133V134H132ZM202 135H204V134H202ZM210 135H211V134H210ZM215 135H214V136H215ZM238 135H239V133H238ZM247 135H248V136H251V135H253V133H252L251 135H249V134L247 133ZM247 135H246V136H247ZM255 135H258V133L255 134ZM5 136H6V135H5ZM16 136H17L18 138H19V137H24L23 134H22V136H21L20 134H17V133H16ZM133 136H134V135H133ZM137 136H138V135H136V137H137ZM170 136H171V135H170ZM170 136H169V138H170ZM176 136H177V135H176ZM180 136H181V135H180ZM191 136H192V135H191ZM6 137H7V136H6ZM13 137H15V136H12L11 138L13 139ZM128 137H129V135H128ZM128 137H127V138H128ZM136 137H135V138H136ZM166 137H167V136H166ZM242 137H243V136H241V138H242ZM252 137H253V141H254V140H255V139H254V136H252ZM25 138H26V137H25ZM130 138H132V137H130ZM137 138H138V137H137ZM172 138H173V137H172ZM220 138H221V137H220ZM241 138H240V139H241ZM138 139H139V138H138ZM176 139H179V138L177 137ZM199 139H200V138H199ZM201 139H202V138H201ZM218 139H219V138H218ZM243 139H244V141H246L245 138H243ZM257 139H258V138H257ZM257 139H256V140H257ZM260 139H263V137H261ZM260 139H259V140H260ZM134 140H135V139H134ZM169 140H170V139H169ZM220 140H221V139H220ZM256 140H255V141H256ZM8 141H9V140H8ZM16 141H17V140H16ZM135 141H137V140H135ZM257 141H258V140H257ZM17 142H18V141H17ZM36 142H37V141H36ZM133 142H134V141H133ZM222 142H223V141H222ZM228 142H229V141H228ZM260 142L262 143V140H261ZM263 142H264V141H263ZM177 143H178V142H177ZM209 143H210V142H209ZM209 143H208V144H209ZM212 143H213V142H212ZM220 143H221V142H220ZM230 143H231V142H230ZM239 143H240V142H239ZM18 144H19V143H18ZM24 144H25V143H24ZM27 144H28V143H27ZM254 144L257 145V143H254ZM19 145H20V144H19ZM210 145H211V144H210ZM214 145H215V144H214ZM221 145H223V144H221ZM232 145H233V144H232ZM16 146H17V145H16ZM22 146H23V145H22ZM33 146H34V145H33ZM100 146H101V145H100ZM204 146H205V145H204ZM225 146H226V145H225ZM227 146H228V145H227ZM227 146H226V147H227ZM234 146H235V145H234ZM260 146H261V145H260ZM19 147H20V146H19ZM25 147H26V146H25ZM25 147H24V148H25ZM106 147H107V146H106ZM108 147H109V146H108ZM214 147H215V146H214ZM216 147H217V146H216ZM216 147H215V148H216ZM257 147H258V146H257ZM101 148H103V147H101ZM109 148H110V147H109ZM210 148H211V147H210ZM212 148H213V147H212ZM215 148H214V149H215ZM26 149H27V148H25V150H23V148H22V158H26V157H27V155L25 154V152L28 151L29 149H28V150H26ZM55 149H56V148H55ZM110 149H111V148H110ZM121 149H122V148H121ZM206 149H207V148H206ZM208 149H209V148H208ZM214 149H213V150H214ZM227 149H229V147H228ZM250 149H251V148H250ZM259 149H260V148H259ZM261 149H262V147H261ZM17 150H18V149H17ZM17 150H16V151H17ZM99 150H100V149H99ZM102 150H103V149H102ZM107 150H108V149H107ZM16 151H15V155H16ZM19 151H20V150H19ZM19 151H18V152H19ZM116 151H117V150H116ZM230 151H231V150H230ZM235 151H236V150H235ZM30 152H31V151H30ZM101 152H102V151H101ZM101 152H100V153H101ZM107 152H108V151H107ZM107 152H106V153H107ZM209 152L211 153V149H210ZM212 152H213V151H212ZM102 153H103V152H102ZM109 153H110V152H109ZM205 153H206V152H205ZM210 153H208V151H207L206 155L211 159L212 157H211ZM217 153H218V152H217ZM235 153H237V152H235ZM255 153H256V152H255ZM261 153H262V151H261ZM263 153H264V152H263ZM19 154H20V153H19ZM200 154H201V153H200ZM92 155H93V154H92ZM100 155H101V154H100ZM100 155H98V156H99V159H101V157H102V156L100 157ZM105 155H106V154H105ZM109 155H111V154H109ZM214 155H216V154H214ZM255 155H257V153H256ZM263 155H264V154H263ZM5 156H6V155H5ZM30 156H32V155H30ZM231 156H232V155H228V158H227V159H228V160H227V163H228V164H226V167L228 166V167L233 171V174H235V176L237 177V175H238L239 173H241L240 171L243 170L241 166H243V165L246 164V163L242 164L241 166H238V164L236 165V163L232 164V163L230 162V160H229V159L231 158ZM238 156H239V155H238ZM259 156H260V155H259ZM19 157H21V156H19ZM63 157H64V156H63ZM93 157H94V155H93ZM104 157H105V156H104ZM111 157H112V155H111ZM216 157H217V155H216ZM220 157H221V156H218V158H220ZM222 157H223V156H222ZM222 157H221V158H222ZM241 157H242V156H241ZM257 157H258V156H257ZM260 157H261V156H260ZM14 158H15V157H14ZM224 158H226V157H224ZM237 158H238V157H237ZM237 158H236V159H237ZM258 158H259V157H258ZM258 158H257V159H258ZM97 159H98V158H97ZM215 159H216V158H215ZM259 159H260V158H259ZM18 160H19V158H18ZM29 160H30V159H29ZM101 160H102V159H101ZM106 160H107V159H106ZM199 160H200V159H199ZM220 160H221V159H220ZM225 160H226V159H225ZM231 160H234V158L232 157ZM263 160H264V159H263ZM21 161H22V160H21ZM21 161H20V162H21ZM34 161H35V160H34ZM214 161H215V160H214ZM222 161H223V160H222ZM222 161H221V162H222ZM234 161H235V160H234ZM238 161H239V160H238ZM4 162H5V161H4ZM35 162H36V161H35ZM254 162H255V161H254ZM36 163H37V162H36ZM99 163H100V162H99ZM211 163H212V162H211ZM241 163H242V162H241ZM5 164H6V163H5ZM95 164H96V163H95ZM222 164H223V163H222ZM239 164H240V162H239ZM108 165H109V164H108ZM219 165H220V164H219ZM246 165H247V164H246ZM256 165H257V164H256ZM36 166H37V165H35V167H36ZM103 166H104V165H103ZM1 167H2V166H1ZM24 167H25V166H24ZM95 167H96V166H95ZM220 167H221V166H220ZM223 167H224V166H223ZM245 168H246V167H245ZM248 168H249V167H248ZM262 168H263V167H262ZM5 169H6V168H5ZM14 169H15V168H14ZM221 169H222V168H221ZM1 170H2V169H1ZM9 170H10V168H9ZM209 170H210V169H209ZM225 170H226V169H225ZM227 170H228V169H227ZM244 170H245V169H244ZM244 170H243V171H244ZM4 171H5V170H4ZM10 171H11V170H10ZM6 172H7V171H6ZM38 172H40V170H39ZM244 172H245V171H244ZM244 172H243V173H244ZM263 172H264V171H263ZM4 173H5V172H4ZM183 173H184V172H183ZM230 173H231V171H230ZM243 173H242V174H243ZM5 174H6V173H5ZM262 174H263V173H262ZM181 175H182V174H181ZM231 175H232V174H231ZM232 176H233V175H232ZM239 176H240V175H239ZM242 176H243V175H242ZM262 176H263V175H262ZM36 177H37L38 179H41V180H42V178H41L38 174H36ZM44 177H45V175H44ZM187 177H188V176H187ZM6 178H7V177H6ZM46 178H47V175H46ZM46 178H45V179H46ZM255 178H257V176H255ZM255 178H254V179H255ZM258 179H259V178H258ZM258 179H257V180H258ZM261 179H262V177H261ZM5 180H6V179H5ZM250 180H251V179H250ZM250 180H249V181H250ZM42 181H43V180H42ZM252 181H253V180H252ZM44 182H45V181H44ZM46 182H48V181L46 180ZM50 182H51V181H50ZM246 182H247V181H246ZM250 182H251V181H250ZM259 182H261V181H259ZM263 182H264V181H263ZM5 183H6V181H5ZM27 183H28V182H27ZM51 183H52V182H51ZM32 184H33V182H32ZM3 185H4V184H3ZM252 185H253V184H252ZM252 185H251V186H252ZM262 185H263V183H262ZM60 186H61V185H60ZM243 186H244V185H243ZM246 186H247V185H246ZM248 186L250 187V185H248ZM248 186H247V187H248ZM32 187H33V186H32ZM51 187H53V186H51ZM100 187H101V185H100ZM256 187H257V186H256ZM259 187H260V185H259ZM261 187H262V186H261ZM2 188H3V187H2ZM7 188H9V186H8ZM13 188H14V187H13ZM30 188H31V187H30ZM40 188H41V187H40ZM45 188H46V187H45ZM91 188H92V187H91ZM96 188H97V187H96ZM109 188H110V187H109ZM109 188H105V189H109ZM113 188H114V187H113ZM245 188H246V187H245ZM11 189H12V188H11ZM34 189H35V188H34ZM34 189L32 188V190H34ZM36 189H37V188H36ZM38 189H39V188H38ZM38 189H37V190H38ZM102 189H103V188H102ZM110 189H111V188H110ZM243 189H244V188H243ZM249 189H250V188H249ZM262 189H263V188H262ZM3 190H4V189H3ZM160 190H161V189H160ZM208 190H209V189H208ZM211 190H212V189H211ZM244 190H245V189H244ZM251 190H252V188H251ZM255 190H256V189H255ZM35 191H36V190H35ZM40 191H41V190H40ZM40 191H38V193H40ZM49 191H50V190H49ZM49 191H48V192H49ZM111 191H112V190H111ZM252 191H253V190H252ZM256 191H257V190H256ZM97 192H98V191H97ZM104 192H105V190H104ZM210 192H211V191H210ZM247 192H248V191H247ZM42 193H43V192H42ZM50 193H51V192H50ZM158 193H159V192H158ZM258 193H260V192H258ZM47 194H48V193H47ZM200 194H201V193H200ZM206 194H208V192L204 193V196H207ZM210 194H211V193H210ZM5 195H6V194H5ZM45 195H46V193H45ZM45 195H43V196H45ZM48 195H49V194H48ZM98 195H100V194H98ZM101 195H102V194H101ZM104 195H105V194H104ZM104 195H103V196H104ZM260 195H261V194H260ZM96 196H97V195H96ZM106 196H107V195H106ZM110 196H111V195H110ZM204 196H203V197H204ZM257 196H258V195H257ZM242 197H243V196H242ZM242 197H240V195H239L238 193L234 194V196L232 197L231 204H230V206L228 207V212L226 213V215H225V217H224L225 219H222V220H220V222H219V224L222 226V229H224L223 231H225L224 234L226 233V235H223V234H222V235H223V236H222V235H221V232H220V234H217V233H214V231H213V233H209V232L205 229L206 227L203 225V223H202L201 221H200L199 224H194V226H193V234H192V230L190 231V233L193 235V237H194V234H195V238H197L196 240H197L198 245H199V246H202V248L204 247L209 253H211V252H210V249H213V248H212L213 246L210 245L213 241H210V240H211V239L214 240V239L217 238V239H221V240H223V242H224V243H223L222 250H221L223 253H226V251L228 252L229 249H232V250H230L231 252H232L233 250L236 252V251H238L239 249L243 248V249H245L246 251L248 250V252H247L246 255H244V254L242 255V256H243L242 258H244V256H245L244 261H245L247 264H248V263H250V264H264V240L262 241L263 243L260 244L261 246H257L259 243H261V242H259V243H257V245H256V242H255V241L258 240V239H257L258 235H257V237L254 236V237H256L255 241L253 240L254 237H253V238L250 237V236H251V235H250V234H251V233H250V230H251V229H254V228H252V227H253L252 225H253V223H254V222H253V221H254L253 219H254L255 217H250V216H248V215H251V213H250V208H248L249 206H246V205H245V206H242V205H243V204H241V203H242V202H241V198H242ZM244 197L247 198V196H244ZM244 197H243V198H244ZM251 197H252V196H251ZM254 197H255V195H254ZM262 197H263V196H262ZM43 198H44V197H43ZM160 198H161V197H160ZM179 198H181V197H179ZM208 198H209V197H208ZM258 198H260V197H257L256 200H258ZM41 199H42V198H41ZM202 199H203V198H202ZM205 199L207 200L206 197L204 198V201H205ZM260 199H262V198H260ZM14 200H15V199H14ZM244 200H245V199H244ZM7 201H9V200H7ZM98 201H99V200H98ZM247 201L249 202V199H248ZM247 201H246V202H247ZM263 201H264V200H263ZM66 202H67V201H66ZM90 202H91V201H90ZM177 202H178V201H177ZM248 202H247V204H248V205H251L252 201H251L250 204H249ZM260 202H261V204L264 203V202H262V201H260ZM260 202H259V203H260ZM98 203H99V202H98ZM253 203H254V200H253ZM255 203H256V202H255ZM103 204H104V203H103ZM103 204H102V205H103ZM162 204H163V203H162ZM177 204H179V202H178ZM199 204L201 205V203H199ZM92 205H93V204H92ZM102 205H101V207H102ZM146 205H147V204H146ZM146 205H145V206H146ZM206 205H207V204H206ZM262 205H263V204H262ZM262 205H260V207H261ZM7 206H8V205H7ZM165 206H166V205H165ZM169 206H170V205H169ZM104 207H105V205H104ZM140 207H141V206H140ZM172 207H173V206H172ZM250 207H251V206H250ZM143 208H144V207H143ZM146 208H147V207H146ZM149 208H150V207H149ZM164 208H165V207H164ZM166 208H167V207H166ZM175 208H176V205H175ZM251 208H252V207H251ZM103 209H104V208H103ZM106 209H108V208H106ZM12 210H13V209H12ZM104 210H105V209H104ZM108 210L110 211V209H108ZM141 210H144V209H141ZM170 210H171V208H170ZM177 210L179 211L178 208H177ZM189 210H190V209H189ZM193 210H194V209H193ZM149 211H150V210H149ZM190 211H191V210H190ZM201 211H202V210H201ZM239 211H240V212H239ZM251 211H252V209H251ZM102 212H103V211H102ZM107 212H108V211H107ZM172 212H173V211H172ZM174 212H175V211H174ZM252 212H253V211H252ZM165 213H166V212H165ZM189 213H190V212H188V214H189ZM167 214H168V213H167ZM186 214H187V213H186ZM12 215H13V214H12ZM16 215H17V214H16ZM196 215H197V214H195L194 216H196ZM0 216H1V215H0ZM184 216H185V215H184ZM184 216H183V217H184ZM187 216H188V215H187ZM189 216H190V215H189ZM203 216H204V215H203ZM256 216H257V215H256ZM183 217H182V218H183ZM197 217H198V216H197ZM23 218H24V217H23ZM29 218H30V217H29ZM188 218H191V217H188ZM194 218H195V217H194ZM0 219H1V218H0ZM3 219H4V218H3ZM6 219H7V218H6ZM25 219H26V218H25ZM31 219H32V218H31ZM39 219H40V218H39ZM198 219H199V218H198ZM205 219H206V218H205ZM205 219L203 218V220H205ZM210 219H211V218H210ZM4 220H5V219H4ZM4 220H3V221H4ZM195 220H196V219H195ZM199 220H200V219H199ZM1 221H2V220H1ZM35 221H36V220H35ZM37 221H38V219H37ZM45 221H46V220H45ZM119 221H120V220H119ZM209 221H210V220H209ZM215 221H216V220H215ZM215 221H213V222H215ZM33 222H34V221H33ZM189 222H190V221H189ZM189 222H188V223H189ZM198 222H199V221H198ZM256 222H257V221H256ZM256 222H255V223H256ZM28 223H29V221H28ZM31 223H32V222H31ZM118 223H119V222H115V223H114V226H115V227L117 226V228H120V229H121V227H120L121 224L118 226ZM208 223H209V222H208ZM210 223H211V222H210ZM221 223H222V224H221ZM2 224H3V222H2ZM189 224H190V223H189ZM191 224H192V223H191ZM204 224H206V223L204 222ZM215 224H216V223H215ZM24 225H25V224H23V226H24ZM34 225H35V224H34ZM50 225H51V223H50ZM77 225H78V224H77ZM187 225H188V224H187ZM211 225H212V224H211ZM254 225H255V224H254ZM257 225H258V223H257ZM11 226H12V225H11ZM15 226H16V225H15ZM23 226H22V227H23ZM29 226H30V225H29ZM40 226H41V225H40ZM207 226H208V225H207ZM19 227H20V225H19ZM19 227H18V228H19ZM41 227H45V226H41ZM52 227H53V226H52ZM135 227H136V226H135ZM139 227H140V226H139ZM209 227H210V226H209ZM211 227H213V226H211ZM217 227H218V226H217ZM32 228H33V227H32ZM46 228H47V226H46ZM123 228H124V226H123ZM21 229H22V228H21ZM21 229H20V230H21ZM39 229H40V228H39ZM42 229H43V228H42ZM52 229H53V228H52ZM54 229H55V228H54ZM134 229H135V228H134ZM209 229H210V228H209ZM235 229H237L236 231H238V230L243 231V230H244V231H243V234H244V235L246 234L245 237H247V239H246V241H243L242 238H243V239L245 238V237L243 236L241 239H239V240L242 241V243L240 242V244H239V243L237 242V243L239 244V245H238L236 242H233V245L230 246V244H232V243L229 244V242H228V236H231V237H232V235H233L234 233L236 234ZM37 230H38V229H37ZM56 230H57V229H56ZM116 230H117V229H116ZM217 230H218V229H217ZM217 230H216L215 232H217ZM227 230H228V233H227ZM12 231H13V230H12ZM29 231H30V230H29ZM35 231H36V230H35ZM38 231H39V230H38ZM52 231H53V230H52ZM83 231H84V230H83ZM117 231H118V230H117ZM119 231H120V230H119ZM119 231H118V232H119ZM261 231H262V230H261ZM18 232H19V230H18ZM48 232H49V231H48ZM121 232H122V231H121ZM254 232H255V230H254ZM259 232H260V231H259ZM61 233H63V232H61ZM61 233H60V234H61ZM190 233H189V234H190ZM239 233H240V232H239ZM143 234H145V233H143ZM235 234H234V235H235ZM243 234H242V235H243ZM254 234H255V233H254ZM50 235H51V234H50ZM242 235H241V236H242ZM249 235H250V236H249ZM259 235H260V234H259ZM122 236H124V235H122ZM261 236H263V235H261ZM82 238L85 239V237L83 236V234H82ZM209 238H210V240H209ZM235 238H236V237L233 238L234 241L236 240ZM238 238H239V237H238ZM238 238H237V239H238ZM251 238H252V239H251ZM192 239H193V238H192ZM217 239H216V242H217ZM229 239L232 240V238H229ZM260 239H261V237H260ZM262 239H264V238H262ZM262 239H261V240H262ZM221 240H220V242H222ZM83 241H84V240H83ZM83 241H82V242H83ZM209 241H210V242H209ZM237 241H238V240H237ZM258 241H259V240H258ZM125 242H126V241H125ZM191 242H192V241H191ZM231 242H232V241H231ZM96 243H98V244L96 245V246L98 247L99 242L97 241ZM100 243H102V242H100ZM220 244H221V243H220ZM92 245H93V243H92ZM94 246H95V244H94ZM91 247H93V246H91ZM97 247H96V248H97ZM128 247H129V246H128ZM209 247H210V248H209ZM96 248H94V249H96ZM199 249H200V248H199ZM220 249H221V248H220ZM92 250H93V249H92ZM133 250H134V249H133ZM201 250H202V249H201ZM216 250H217V249H216ZM216 250H215V251H216ZM240 251H241V250H240ZM131 252L133 253V251H131ZM197 252H198V253H201L202 251H201V252H200V251H197ZM197 252H195V253H197ZM195 253H194V254H195ZM205 253L207 254V252H205ZM220 254H221V253H220ZM232 254H233V253H232ZM232 254L230 253V256H231ZM133 255H134V254H133ZM139 255H140V254H139ZM202 255H203V254H202ZM233 255H234V254H233ZM233 255H232V256H233ZM237 255H238V254H237ZM237 255H236V257H237ZM212 256H214V255H213V252H212V253L210 254V256H209L210 259H211V258H214V257H212ZM217 256H218V255H217ZM239 256H240V255H239ZM239 256H238V258H239ZM56 258H57V257H56ZM224 258H225V257H224ZM233 258H234V257H233ZM233 258H232V259H233ZM206 259H207V258H206ZM235 259H237V258H235ZM235 259H234V260H235ZM239 259H240V258H239ZM215 261H216V260H215ZM237 261H239V260H237ZM237 261H235V262H237ZM53 262H54V261H53ZM209 262H210V261H209ZM229 262H230V260H229ZM232 262H233V261H232ZM232 262H231V263H232ZM242 262H243V261H242ZM124 263H125V262H124ZM246 263H245V264H246ZM136 264H137V263H136ZM228 264H229V263H228ZM232 264H233V263H232Z\"/></svg>",
    "mask_w": 264,
    "mask_h": 264
}]
</instances>
